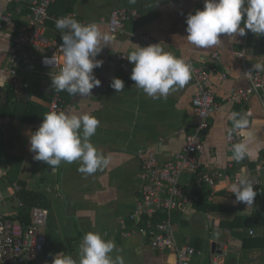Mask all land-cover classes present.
<instances>
[{"label":"crops","instance_id":"crops-1","mask_svg":"<svg viewBox=\"0 0 264 264\" xmlns=\"http://www.w3.org/2000/svg\"><path fill=\"white\" fill-rule=\"evenodd\" d=\"M16 7L15 0H0V16L6 12L12 16V26L0 28V75L8 78L7 84L0 88V105H6L5 115L0 118V192L5 200L16 199L17 206L22 207L20 212L32 207L24 203L25 196L28 202L49 213L47 244L32 264H52L53 257L59 253L78 259L79 244L87 232H98L105 239L114 240L119 252L114 251L112 255L122 256L125 264H176L174 250H154L147 238L136 231L121 236L132 226L128 216L140 199L142 179L137 153H152L159 165L164 164L184 146L195 116L191 105L195 91L191 73L183 88L171 92L166 99H152L130 79L132 64L129 63L128 72L109 65L110 54L128 55L134 50L131 43L148 46L135 39L141 34L148 35L164 51L187 63L209 62L213 53L220 57L210 81L218 107L201 136L205 148L203 169L215 174V187L192 186L190 203L174 214L176 245L190 246L198 253L191 264H264V248L247 245V239L264 238V226H247L237 220L250 218L258 210V196L247 207L236 203L230 191L235 179L241 177L253 182L257 195L264 188V91L247 102L228 100L230 91L248 88L244 68L254 69L253 65L264 64V53L254 51L260 46L259 37L251 32L232 41L225 37L222 44L211 48L189 44L185 39L186 18L203 10L204 0H136L134 4L129 0H56L47 11L44 31L47 39L62 42L55 23L66 15H74L82 24H96L102 36L109 37L107 46L96 57L103 61L96 73L101 86L92 90V96L81 98L66 91L58 92L65 101L63 111L88 113L100 121L91 143L108 158L109 164L86 175L78 171V162L62 163L53 173L46 163L35 161L29 151L30 135L47 113L52 76L37 63L19 67L15 77L7 71L16 24L21 23L20 15L13 10ZM122 8L137 11L139 17L125 25L122 35L112 36L105 20L111 11ZM225 67L229 74L222 80L220 73ZM258 72L264 74V71ZM113 77L124 81L122 92L117 93L109 86ZM27 107L40 113L26 111ZM232 112L251 113L245 129L251 133L250 137L232 131L234 125L228 119ZM17 113L20 117L28 115L32 121L16 120ZM229 132L236 135L237 142L249 140L251 157L239 162L228 158L231 155L226 143ZM190 180V175L182 174L179 184L186 187ZM26 215L28 218V211ZM121 220L125 227H121ZM249 230L254 236L248 234Z\"/></svg>","mask_w":264,"mask_h":264},{"label":"clouds","instance_id":"clouds-1","mask_svg":"<svg viewBox=\"0 0 264 264\" xmlns=\"http://www.w3.org/2000/svg\"><path fill=\"white\" fill-rule=\"evenodd\" d=\"M135 3L136 0H129ZM186 40L197 48H211L228 41L244 37L251 32L257 37L264 36V0H204L203 10H197L186 18ZM55 27L61 32L63 67L51 77V87L56 92L66 91L71 96L88 98L92 90L101 86L94 70L103 66L96 59L103 47L107 46L108 36L101 34L96 24H82L77 20L62 17ZM102 42L104 46H101ZM134 50L127 55L133 65L130 79L135 87L152 99L167 98L190 79L191 66L182 58L164 51L161 44L141 47L132 44ZM46 64L55 67L53 58ZM255 71H264V64L253 65ZM8 78L0 75V88ZM117 93L122 92L124 81L113 77L110 85ZM251 113L232 112L228 119L233 122V132L239 131L242 137H250L245 129L249 126ZM100 121L88 113L73 114L71 111H52L43 116L38 129L30 135L29 151L35 161L46 163L55 172L62 163L78 162L79 172L90 175L109 164V160L92 143ZM249 140L241 139L231 148L232 161H242L253 155L249 151ZM219 163V160L217 161ZM231 194L236 203L248 206L254 204L257 192L253 182L241 177L231 185ZM119 249L114 240L105 239L98 232H87L78 248V259L71 254L59 253L52 264H125L120 255L112 253Z\"/></svg>","mask_w":264,"mask_h":264},{"label":"built area","instance_id":"built-area-1","mask_svg":"<svg viewBox=\"0 0 264 264\" xmlns=\"http://www.w3.org/2000/svg\"><path fill=\"white\" fill-rule=\"evenodd\" d=\"M56 0H15V12L20 15L21 25L12 40V52L9 56L10 66L7 69L11 77L17 76L21 66L37 63L41 69L55 76L63 67L62 42L47 39L44 35L47 21V11ZM75 19L74 15H66ZM135 10L116 9L108 14L105 25L110 35L120 36L125 31V25L138 19ZM12 26V16L6 12L0 16V28ZM137 41L147 45L156 44L148 35H138ZM53 58L55 67L45 63ZM98 59V58H96ZM220 62L217 53H213L209 62H201L191 66V76L195 89L191 105L194 111L192 131L185 137L182 149L171 155L162 165L152 153L138 152L136 155L140 164L142 187L140 199L134 211L128 216L132 226L121 236H128L133 232L144 235L150 247L157 251L174 250L176 264H191V260L198 253L190 246H177L174 236L175 212L190 203L192 186L200 189L202 186L215 187V174L203 169L202 156L205 148L201 141L202 134L208 129L211 115L217 109L215 93L210 81ZM109 65L121 72L130 69L127 55L114 52L109 56ZM96 75L97 69L94 70ZM229 69L224 68L220 78L225 80ZM244 77L248 81L245 91H230L228 100L231 102H247L253 95H260L264 91V74L250 67L244 68ZM65 101L60 93L53 92L47 106V113L61 112ZM237 142L232 132L227 133V149L230 150ZM182 174L191 177L186 187L179 184ZM235 182H238L235 179ZM15 191V188H14ZM5 197L0 192V264H32L43 253L47 244L43 228L49 213L46 209L32 206L28 210V223L23 221L19 206L17 211L3 212ZM163 215L164 218H159ZM125 227L124 221H119ZM248 234L254 236L249 230ZM215 263V262H214Z\"/></svg>","mask_w":264,"mask_h":264},{"label":"trees","instance_id":"trees-1","mask_svg":"<svg viewBox=\"0 0 264 264\" xmlns=\"http://www.w3.org/2000/svg\"><path fill=\"white\" fill-rule=\"evenodd\" d=\"M15 11V9H13ZM75 20V19H74ZM21 23H17L16 26H20ZM17 27V28H18ZM17 30V29H16ZM259 39V45L255 47L254 51L256 54H263L264 53V37L261 36L258 38ZM55 92L54 89H52V93ZM5 109H6V105H0V118L3 117L5 115ZM30 110V111H34L35 113H40V111L36 110V109H32L31 107H27L26 111ZM28 114V113H27ZM28 116V115H27ZM20 117L19 113L16 114L15 118L16 120H20V121H32L31 118L29 117ZM257 206H258V210L250 217V218H245V219H237L239 221L242 222V224H246L247 226H264V188L259 189L258 191V195H257ZM25 199L24 203L27 204L28 206H34L31 201H27L25 196H23ZM21 215L23 217V221L25 223H28L29 220L27 218L26 213H24V211H21ZM159 218H164L163 215L159 216ZM243 245L246 246V239H243ZM247 245L249 247H255V248H264V238H254V240L251 239H247Z\"/></svg>","mask_w":264,"mask_h":264},{"label":"rangeland","instance_id":"rangeland-1","mask_svg":"<svg viewBox=\"0 0 264 264\" xmlns=\"http://www.w3.org/2000/svg\"><path fill=\"white\" fill-rule=\"evenodd\" d=\"M11 210H14V211L18 210L17 200L16 199H12V200L6 199L4 201L3 212H9ZM23 210H24V213H26L28 211L25 208H23ZM19 211H20V209L18 210V212ZM48 224H50V217H48L47 223H46L45 227L43 228V233L44 234L47 233L46 231H47V228H48V226H47Z\"/></svg>","mask_w":264,"mask_h":264},{"label":"water","instance_id":"water-1","mask_svg":"<svg viewBox=\"0 0 264 264\" xmlns=\"http://www.w3.org/2000/svg\"><path fill=\"white\" fill-rule=\"evenodd\" d=\"M214 247H215V246H214V245H212V250L214 249Z\"/></svg>","mask_w":264,"mask_h":264}]
</instances>
